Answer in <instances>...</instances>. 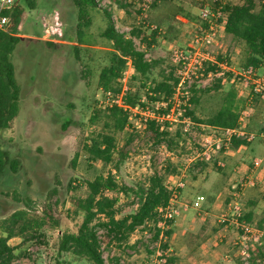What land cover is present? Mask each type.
<instances>
[{
  "label": "rangeland",
  "instance_id": "1",
  "mask_svg": "<svg viewBox=\"0 0 264 264\" xmlns=\"http://www.w3.org/2000/svg\"><path fill=\"white\" fill-rule=\"evenodd\" d=\"M121 1L129 4L127 12L112 0H96L99 9L111 13L118 32L129 36L134 30L148 37L151 31H158L150 49L139 39L133 40L138 49L146 50L148 60L158 62L150 77L159 78L162 73L180 76L173 54L194 51V35L206 26L200 18L202 9L215 12L219 6L241 5L247 0ZM250 1L256 9L264 2ZM14 6L23 11L20 29L12 25L8 28L10 34L20 38L11 55L20 101L17 116L8 129L0 131V147L18 167L15 173L6 169L0 176V236H6L5 222L16 211H27L30 217L41 215L44 220L31 223L22 233H19L21 225L16 226V236L8 240L16 257L12 264H91L70 252H59L57 244L61 232L75 229L83 216L72 205L73 199L85 196L83 182L109 173L119 185L132 188L152 175L161 176L173 192L174 200L168 203L171 211L161 209L160 222H147L138 227L126 243L110 241L105 230L100 229L105 264H159L161 255L175 257L176 264H199L201 255H208L206 264L262 263L256 253L258 250L264 253V235L258 243L249 242L245 246L239 239L240 230L218 219L223 214L234 216V211H229L234 199L232 182L252 174L256 185L239 190L238 221H247L264 230V176L258 177L252 170L246 172L254 157L264 158V141L258 137L264 133V97L252 96L248 100L242 80L231 73L225 72L224 79L219 81L208 74L214 70L192 67L177 94L187 99L191 93L189 87L204 90L219 85L220 90H211L202 96L201 105L196 108V117L203 120L217 108L218 95L234 88L244 107L248 105L250 109L244 127L257 135L253 141L234 137L246 145L226 147L228 142L218 131L191 122L183 115L176 116L177 121L168 122L165 128L168 137L156 141L144 124L146 113L156 106L147 104L145 112L132 114L125 132L116 135L118 148L124 140L131 139L125 148L123 163L115 168L114 163L103 165L100 161H89L78 152V147L84 137L98 130L89 126L88 118L96 103L104 105L106 101L97 86L98 74L108 64V45L99 37L105 20L100 11L92 12L89 33L96 43L91 47L76 46V10L71 0H35L32 10L21 0H14ZM202 50L220 57L221 61L227 60L235 71L245 68L243 45L222 29L217 32L214 43L204 44ZM129 72L128 66L123 72L125 86ZM183 104L176 99L177 108ZM160 125L164 127L163 123ZM209 137H218L221 149L208 165L194 159L204 145H209L206 141ZM226 151L237 153L228 157ZM76 152L79 154L75 158ZM219 162L224 167L218 166ZM233 174L237 175L234 179ZM178 182L183 187H178ZM117 197V218L135 211L132 194H117ZM155 227L161 230L157 240L153 237ZM166 232L170 233L168 237ZM207 251L210 252L204 254Z\"/></svg>",
  "mask_w": 264,
  "mask_h": 264
},
{
  "label": "trees",
  "instance_id": "2",
  "mask_svg": "<svg viewBox=\"0 0 264 264\" xmlns=\"http://www.w3.org/2000/svg\"><path fill=\"white\" fill-rule=\"evenodd\" d=\"M21 1L27 9L35 8V0ZM71 1L76 10L74 41L76 46L91 47L96 43L93 35L89 33L93 24L91 13L96 10L101 12L105 20V27L99 33V37L108 45L106 51L108 64L101 68L97 80V86L106 101L104 105L103 102L96 103V107L92 109L88 118L89 126L97 127L98 130L84 137L78 147V152H82L87 160L100 161L103 165L114 163L115 168L123 163L126 158L125 148L131 139L124 140L121 148H118L116 135L125 132L132 114L135 112L143 114L147 104L152 106L156 103L165 104L163 108H152L148 116L146 113L144 120L145 129L154 134L156 141L169 136L165 129L168 127V121H157L156 119L170 112L174 115L178 110L182 111L181 116H187L191 122H197L214 130L237 127L238 117L244 108V103L234 88L231 87L228 91L218 95L217 108L203 120L198 119L195 112L196 108L201 105L202 96L211 90H220L219 85L213 89L204 90L196 89L195 86L189 87L190 96L184 99L183 96L177 94L180 92L181 77L173 73H162L159 78H151V71L158 65V62L148 60L146 50L135 46L133 38L139 39L145 48L150 49L158 35L157 30L151 31L148 37L141 32L136 34L134 30L130 31V35L127 36L115 29L111 13L99 9L96 0ZM112 1L121 10L127 12L129 4L126 1ZM223 11L226 13L224 33L243 45L244 67L259 68L264 64V2L256 9L254 3L247 0L241 5H225ZM22 13V9L18 6L0 13V131L9 128L19 111L20 87L15 79L11 55L20 38L10 34L8 28L12 25L20 29ZM147 40L151 42L146 43ZM217 60L221 61L220 57H217ZM128 66L130 72L126 89L123 90V72ZM204 68L217 70L215 66L209 64ZM218 79L223 80L224 76ZM118 99H120V104L116 102ZM176 99L177 101L182 100L184 104L177 108ZM162 123L164 127L160 125ZM242 145H246L245 141H237L234 138L229 144L233 148ZM17 167V162L11 160L8 153L0 147V176L6 169L15 173ZM83 187L85 196L77 197L72 201L75 210L83 216L75 229H66L61 232L57 248L59 252H70L91 264H105L98 235L100 229L105 230L110 241L118 244L126 243L138 227L147 222L156 224L162 220L160 209L168 205L172 195V191L158 175L145 178L132 188L119 185L109 173L106 177L97 176L91 181L85 180ZM117 194L125 196L132 194L136 205L133 213L122 218L116 217ZM34 216L30 217L27 211L20 210L12 213L5 222L3 232L6 236H0V264H12L16 258L12 247L8 244V240L16 236L14 233L16 226L21 225L19 233H22L31 223L44 220L41 215ZM160 233L161 230L156 228L153 235L154 240H157ZM168 234L170 233L166 232L167 237ZM162 248L166 250V244H163ZM256 257L262 262L259 264H264L262 251L258 250ZM160 260L159 264H176L173 256L161 255Z\"/></svg>",
  "mask_w": 264,
  "mask_h": 264
},
{
  "label": "built area",
  "instance_id": "3",
  "mask_svg": "<svg viewBox=\"0 0 264 264\" xmlns=\"http://www.w3.org/2000/svg\"><path fill=\"white\" fill-rule=\"evenodd\" d=\"M219 3H222L223 0H215ZM14 5V0H0V13L3 10L10 9ZM201 20L205 22L206 26L199 28V33L194 35L193 43L195 45L194 51H189L186 54L184 53H178V51H175L173 54V60L177 63L178 69H180V77L181 82L185 80V76L188 74L187 72L191 71L192 67H195L196 69L204 68L205 65L209 64L216 67V71L209 72L208 74L214 77H222L225 72L231 73L237 77H239L242 80L243 89H246L249 91L250 97L252 96H259L260 98L264 97V64H262L259 68L248 66L243 69H239L238 71H235L232 69L229 65L227 60L224 61H218L217 57L214 56L211 52H206L202 50L203 45L209 42L214 43L217 32L220 29H224L226 17L223 12V7L219 6L215 12L211 11L208 8H204L201 10L200 14ZM225 18V19H224ZM224 19V20H223ZM224 31V30H223ZM184 75H183V74ZM126 89V86L123 84V90ZM118 104H120V99L116 101ZM156 107H164L165 104H155ZM149 114H147L148 116ZM181 116V112L178 110L176 114L173 115V112H170L168 114L161 115L160 118L156 119L158 120H165L170 122L177 121L176 116ZM250 116V109L248 105H246L240 112L238 117V124L237 127L232 129H215L223 135L228 143L226 144V147L229 146L232 138H245L247 142L253 141L257 135L255 133H250L246 131L245 129V123L247 119ZM263 141H264V133H261L258 135ZM209 145H204L202 149L195 154L194 160H200L206 164H210V160L212 159V156L217 153V150H220V139L218 137L215 138H208L206 140ZM254 167L257 168L261 165L260 159L254 160ZM218 166L224 167L223 163H218ZM255 180L253 175L251 174L248 177L245 178H239L235 179L234 182L231 184V195L234 197L233 202L229 205V211H234V217L231 214L230 217L228 214H223L219 217V222L227 225L230 223L232 226H236L238 230H240L239 239L242 242L243 245H247L249 242L252 243H258L262 236L264 235V230L257 229L253 227L249 222H240L238 221V211L240 210L239 203L237 202V199L239 198V190L245 189L246 187H253L255 186ZM178 187H183V184L178 182ZM170 189V188H169ZM174 200V195L172 192L170 201ZM200 200H203V197H200ZM169 206L167 205L165 207V210H169ZM160 211H162L160 209ZM171 211V209L169 210ZM233 216V217H231ZM167 217H171L170 212L168 213ZM236 218V219H234Z\"/></svg>",
  "mask_w": 264,
  "mask_h": 264
},
{
  "label": "crops",
  "instance_id": "4",
  "mask_svg": "<svg viewBox=\"0 0 264 264\" xmlns=\"http://www.w3.org/2000/svg\"><path fill=\"white\" fill-rule=\"evenodd\" d=\"M243 90H245L246 92H247V94H248V97L250 96V93H249V91L248 90H246V89H243ZM253 152V151H252ZM262 151H257V153H261ZM237 152L236 151H226L225 152V156H228V157H231V156H234L235 154H236ZM264 155V154H263ZM255 159H260V161H261V163H262V161L264 160V158H260V157H254L253 159H252V162H251V166H250V169H247V171L246 172H248V170H252L251 172H253L254 174H256V176H264V163H263V165H260V166H258L257 168H255L254 167V160ZM237 175L236 174H233L232 175V177L231 178H235ZM247 188V187H246ZM210 252V251H209ZM208 251H207V253L206 252H204V254H208L209 253ZM207 256L208 255H206L205 257H202V255L200 256V262H199V264H206L205 263V260H207ZM212 256V255H211ZM213 264V263H212Z\"/></svg>",
  "mask_w": 264,
  "mask_h": 264
}]
</instances>
